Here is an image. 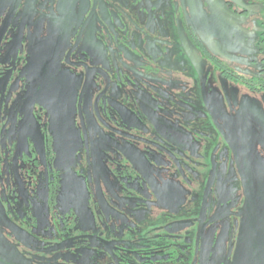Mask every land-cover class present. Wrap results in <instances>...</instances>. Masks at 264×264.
Listing matches in <instances>:
<instances>
[{
	"label": "flooded vegetation",
	"instance_id": "obj_1",
	"mask_svg": "<svg viewBox=\"0 0 264 264\" xmlns=\"http://www.w3.org/2000/svg\"><path fill=\"white\" fill-rule=\"evenodd\" d=\"M212 2L0 0V264H264V53Z\"/></svg>",
	"mask_w": 264,
	"mask_h": 264
},
{
	"label": "rangeland",
	"instance_id": "obj_2",
	"mask_svg": "<svg viewBox=\"0 0 264 264\" xmlns=\"http://www.w3.org/2000/svg\"><path fill=\"white\" fill-rule=\"evenodd\" d=\"M223 5L224 3H222L221 0H216L215 2L213 1L212 6L215 9L212 7V12L207 13L206 11V14L203 13L201 17V20L209 26L211 36L223 38L225 42L232 47L233 51L237 50L238 52H241V50H243L249 59L254 58L258 60V58L264 53V51L259 50V48L263 46L258 45V42L261 39V33L264 31L263 26L259 24L264 18L262 5L254 3L252 14L244 22L243 33H241L240 30L235 29L234 21L232 19L222 13L220 14L217 11L219 10L218 6L223 7ZM219 27H223L221 31H219ZM250 74L254 75V73L251 72ZM234 94H236L238 101L234 112L236 115H239L243 109V105H241V103L244 104V102L249 100L251 103L256 104L261 101L260 99H257V97L249 99L248 97H241L239 88L235 90Z\"/></svg>",
	"mask_w": 264,
	"mask_h": 264
},
{
	"label": "water",
	"instance_id": "obj_3",
	"mask_svg": "<svg viewBox=\"0 0 264 264\" xmlns=\"http://www.w3.org/2000/svg\"><path fill=\"white\" fill-rule=\"evenodd\" d=\"M214 2L216 1V0H213ZM220 7V6H219Z\"/></svg>",
	"mask_w": 264,
	"mask_h": 264
}]
</instances>
